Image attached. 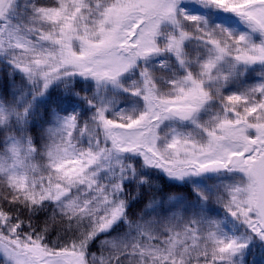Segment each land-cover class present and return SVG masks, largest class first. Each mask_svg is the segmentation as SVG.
<instances>
[{"label": "snow or ice", "instance_id": "obj_1", "mask_svg": "<svg viewBox=\"0 0 264 264\" xmlns=\"http://www.w3.org/2000/svg\"><path fill=\"white\" fill-rule=\"evenodd\" d=\"M0 264H264V0H0Z\"/></svg>", "mask_w": 264, "mask_h": 264}]
</instances>
